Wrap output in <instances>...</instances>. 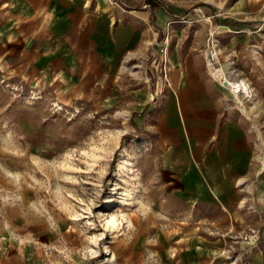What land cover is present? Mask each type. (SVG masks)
Listing matches in <instances>:
<instances>
[{"label": "crops", "instance_id": "obj_1", "mask_svg": "<svg viewBox=\"0 0 264 264\" xmlns=\"http://www.w3.org/2000/svg\"><path fill=\"white\" fill-rule=\"evenodd\" d=\"M198 11L217 24L227 57L251 61L264 78V49L248 48L264 25V0H0V67L64 103L114 100L127 64L147 55L158 62L168 38V84L154 102L163 187L180 210L173 221L212 211L201 217L209 222L204 235L175 225L124 241L115 252L120 264H264L255 104L248 110L243 95L232 103L206 66L209 25Z\"/></svg>", "mask_w": 264, "mask_h": 264}, {"label": "rangeland", "instance_id": "obj_2", "mask_svg": "<svg viewBox=\"0 0 264 264\" xmlns=\"http://www.w3.org/2000/svg\"><path fill=\"white\" fill-rule=\"evenodd\" d=\"M196 13V19L209 25L205 64L214 77L224 86L225 80L244 79L252 87V97L244 100L248 110L251 101L255 104L252 123L264 157V114L257 115L264 108V94H257L259 87L264 92V78L258 77L251 61L229 59L217 24L203 12ZM167 40L158 62L147 55L127 64L114 100L64 103L48 87L0 67L3 264H29L32 258L38 264H120L115 252L124 241L149 240L145 237L175 225L206 233L209 222L201 217L212 210L200 208V218L173 221L180 210L163 187L154 102L165 91L162 81L168 82ZM210 47L221 49L213 65ZM248 48L264 49V25L258 42ZM229 93L232 103L241 104ZM110 215L117 218L115 228L106 221Z\"/></svg>", "mask_w": 264, "mask_h": 264}, {"label": "bare ground", "instance_id": "obj_3", "mask_svg": "<svg viewBox=\"0 0 264 264\" xmlns=\"http://www.w3.org/2000/svg\"><path fill=\"white\" fill-rule=\"evenodd\" d=\"M220 72L223 73V70H221ZM226 86L229 88L228 89L229 92L232 93L233 98L241 99L240 98L241 92H243V96H245L248 99H250V97H252V95H253L251 85L244 79L242 81H236V82H229L228 81ZM106 221L108 224L114 226V228L118 226L117 218L115 215H110V217L107 218Z\"/></svg>", "mask_w": 264, "mask_h": 264}, {"label": "built area", "instance_id": "obj_4", "mask_svg": "<svg viewBox=\"0 0 264 264\" xmlns=\"http://www.w3.org/2000/svg\"><path fill=\"white\" fill-rule=\"evenodd\" d=\"M220 53H221V49L220 48L210 47L209 50H208V60H209V64L213 65V63L219 59ZM260 158H261V161L264 163L263 154L260 155ZM252 235L254 237H256L257 236L256 231L253 230L252 231Z\"/></svg>", "mask_w": 264, "mask_h": 264}, {"label": "water", "instance_id": "obj_5", "mask_svg": "<svg viewBox=\"0 0 264 264\" xmlns=\"http://www.w3.org/2000/svg\"><path fill=\"white\" fill-rule=\"evenodd\" d=\"M227 83H228V81H227V80H225L224 84L226 85Z\"/></svg>", "mask_w": 264, "mask_h": 264}]
</instances>
